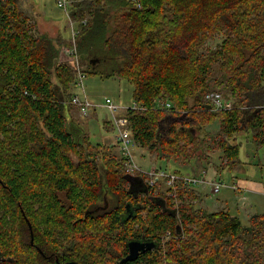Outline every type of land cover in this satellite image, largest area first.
I'll list each match as a JSON object with an SVG mask.
<instances>
[{"label":"trees","instance_id":"obj_1","mask_svg":"<svg viewBox=\"0 0 264 264\" xmlns=\"http://www.w3.org/2000/svg\"><path fill=\"white\" fill-rule=\"evenodd\" d=\"M30 9L0 0V264H264V213L244 224L205 210L190 186L176 204L166 181L132 183L124 158L87 146L68 116L75 70ZM70 15L87 19L78 36L86 72L106 64L145 106L127 113L136 145L190 164L214 144L230 168L240 164L241 132L264 145V101L248 104L264 86V0H72ZM217 33L219 46L204 51ZM216 64L236 98L230 109L205 107L212 83L223 82ZM159 99L174 110L156 109ZM133 239L157 248L122 263Z\"/></svg>","mask_w":264,"mask_h":264},{"label":"rangeland","instance_id":"obj_2","mask_svg":"<svg viewBox=\"0 0 264 264\" xmlns=\"http://www.w3.org/2000/svg\"><path fill=\"white\" fill-rule=\"evenodd\" d=\"M23 2L26 6L31 8L29 11L30 13L31 11L40 13L36 20L31 18L36 25L39 23L37 25L40 31L39 34L46 35L53 41L54 44L55 42H62V44L58 45L60 46L59 61L66 62L69 64V66L71 65L72 69L75 70V80H77V66L66 53V50L68 49L67 47L70 46L69 39L71 36V31L69 27V17L64 8L58 5V0H49L47 4L39 3V0H23ZM70 2L72 3V0H70ZM49 15H53L54 18H49ZM222 39L223 33H217L207 42L204 47V51L217 48ZM81 62L86 72V70H88L87 64L89 59L81 58ZM105 66L106 64H102L99 68V71L96 73L90 74L86 72L84 84L89 98L95 103L104 104L106 98L109 97L119 106H131L134 103V85L127 79L118 76H106ZM212 74L215 77L222 78L223 82L212 83L213 90L211 91L221 92L226 100L231 104L230 106L233 107L236 98L235 96L228 93L227 89L224 87V85H226L225 77L224 75L221 76L223 73H220L217 64L213 67ZM53 79L55 80L54 77ZM75 92L81 93V88L76 87V83H74L73 86V93ZM263 101L264 86L256 90L251 95L250 103L248 104L249 107L252 108L262 105L261 103ZM70 113L71 115L68 112V116H71L74 122H77L83 127L86 136L85 142L90 149L93 148V151H97V153H99L100 147L98 148L97 146L100 143L102 146H106L112 154L122 158L120 147L118 145L119 141L117 131L112 121L113 115L107 107L98 106L89 115H82L78 108L73 104ZM218 128L219 124L215 123L214 125L209 126L207 130L216 132ZM236 141L240 144V164H237L233 168H230L228 165H226V159L223 158L224 155L222 151L214 147V144H212V147L209 149L207 145V152L204 150L199 151V157L190 163L194 164L195 166H193L195 168L203 167V169H207V167L211 165L209 166L211 169L217 172L220 171V180L228 185L234 183L232 180L233 176L241 177L240 174H243L242 177L252 179L259 190L247 192V197L245 200H243L242 197L236 196L234 192L228 187H224L219 193L214 194L210 186L200 184L201 186L208 187V189L205 191L206 194L204 195L203 199L208 202L209 208L204 203H202L203 200L199 202V198L197 199V196L195 203L198 205V207L205 210L217 211L220 210V206L218 205H222L219 202L228 198L229 202L234 203L231 204L232 212H230L239 216L244 224H248L251 216L264 213V145L256 146L252 141L251 132H241V134L237 136ZM132 147L134 148V155L137 164L144 170L149 171L153 167L160 165L170 172H175L176 169H180L183 173H192L186 168L189 163L185 164L182 159H179L178 162L176 161V164L179 166L178 167L174 161L171 163L164 159L159 160L155 153L147 151L138 145ZM237 202H240L239 205L241 208V213H238L236 210ZM248 205L251 211L246 213L245 206ZM224 209L228 210L226 208Z\"/></svg>","mask_w":264,"mask_h":264},{"label":"built area","instance_id":"obj_3","mask_svg":"<svg viewBox=\"0 0 264 264\" xmlns=\"http://www.w3.org/2000/svg\"><path fill=\"white\" fill-rule=\"evenodd\" d=\"M70 0H58V5L63 7L69 17V27L71 31L70 44L66 50L67 55L72 59L73 63L77 66V80L76 87L81 88V93H74L71 102L78 108L82 115H89L98 106H105L112 113V121L118 135L119 147L122 158L125 161V170L129 174L145 173L148 177L145 179L146 182L152 186L159 183V181H166L168 187H172L170 195L176 198V204L178 203V189L181 186H196L205 184L211 186L214 194L219 193L222 188L229 187L233 190H240L237 183L228 185L220 179L210 180L207 178L205 173L197 176L192 174H184L179 172H170L164 168L153 167L151 170H144L139 166L135 160L134 148L136 146L133 129L131 127L130 119L127 115L130 109H145V106L138 104L134 101L131 106L122 107L116 104L111 98L107 97L104 104L95 103L91 100L86 92L84 80L86 72L81 62L80 52L78 50V36L80 34L81 24H85L87 19L80 21L74 20L70 15ZM78 22V23H77ZM206 104H210L214 110H223L232 108L230 103L219 91H209L205 95ZM156 109L160 110H174L175 105L166 99H159ZM170 236V232L167 233L166 237Z\"/></svg>","mask_w":264,"mask_h":264},{"label":"crops","instance_id":"obj_4","mask_svg":"<svg viewBox=\"0 0 264 264\" xmlns=\"http://www.w3.org/2000/svg\"><path fill=\"white\" fill-rule=\"evenodd\" d=\"M49 0H39V3H43V4H47ZM34 14H36L34 12ZM46 14V13H45ZM49 18H54L53 15H49L48 16ZM194 164L190 163L186 168L188 171L192 172V173H184V174H192L193 176H197V175H200L202 173H205L207 178L210 179V180H214V179H220V171L217 172L213 169H211L209 166L207 167V169H203L202 168H195L193 166ZM180 173H183L182 171ZM237 174V173H236ZM243 174H240L241 177H236V176H233V182L237 183L238 186L240 187V190H233L232 188H230L234 194L236 196H239V197H242L243 200H245V198L247 197L246 196V193L247 192H252V191H255V190H259L257 188V185L255 184L254 181H252V179H249V178H246V177H242ZM134 177H132L131 181L132 183H138L140 184L142 187L146 184V180H142L140 179V177H138L139 175L136 174V175H133ZM209 186V185H208ZM211 187V186H210ZM191 188L194 190L195 192V195L197 196V199L199 198V202H201L202 200V203H204L208 208H209V205H208V202L203 199L204 198V195L206 194L205 191L208 189L207 186H201V185H196V186H191ZM229 188V187H228ZM219 201V200H217ZM221 203L222 205H218L220 206L219 208L220 209H228L229 211H231V204L233 202H229L228 198H226L225 200L219 202ZM234 204V203H233ZM240 202H237L236 205V210L238 213H241V208H240ZM250 205V204H249ZM248 206H245V209H246V213H249L251 211L250 207ZM232 212V211H231ZM236 213V214H238Z\"/></svg>","mask_w":264,"mask_h":264},{"label":"water","instance_id":"obj_5","mask_svg":"<svg viewBox=\"0 0 264 264\" xmlns=\"http://www.w3.org/2000/svg\"><path fill=\"white\" fill-rule=\"evenodd\" d=\"M205 107L208 109L212 108L210 104H205ZM29 225H30V228L32 229V225L30 222H29ZM128 245H129V253L121 260L122 263H126L128 261H134L139 257L140 253L146 252L148 250H151L157 247V243L154 241H150V240L142 241V240H136V239L130 240L128 242ZM57 264H79V263L76 261L60 263L57 260Z\"/></svg>","mask_w":264,"mask_h":264},{"label":"flooded vegetation","instance_id":"obj_6","mask_svg":"<svg viewBox=\"0 0 264 264\" xmlns=\"http://www.w3.org/2000/svg\"><path fill=\"white\" fill-rule=\"evenodd\" d=\"M142 241H145V240H142ZM151 241V240H150ZM155 248H157V247H155ZM155 248H153V249H155ZM153 249H151V250H153ZM1 259V258H0ZM61 263V262H60ZM62 263H66V262H62Z\"/></svg>","mask_w":264,"mask_h":264},{"label":"bare ground","instance_id":"obj_7","mask_svg":"<svg viewBox=\"0 0 264 264\" xmlns=\"http://www.w3.org/2000/svg\"><path fill=\"white\" fill-rule=\"evenodd\" d=\"M98 133V132H97ZM28 189H30V188H28ZM29 191V190H28ZM28 193V192H27ZM29 197V196H28ZM25 198V197H24ZM25 199H27V197L25 198ZM18 217V216H17ZM20 218V217H19ZM18 219V218H17ZM18 223V222H17Z\"/></svg>","mask_w":264,"mask_h":264}]
</instances>
